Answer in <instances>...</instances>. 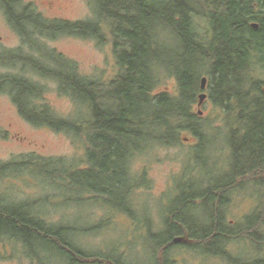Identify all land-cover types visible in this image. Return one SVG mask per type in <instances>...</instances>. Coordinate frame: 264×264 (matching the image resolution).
Masks as SVG:
<instances>
[{"label":"trees","instance_id":"16d2710c","mask_svg":"<svg viewBox=\"0 0 264 264\" xmlns=\"http://www.w3.org/2000/svg\"><path fill=\"white\" fill-rule=\"evenodd\" d=\"M0 8L22 44L43 51L34 56L20 47L0 53V64L19 65L21 70L0 72V92L11 96L30 124L84 137L87 144L85 166L63 158L14 159L0 162V179L24 178L23 174L29 172L44 185L67 190L63 197L66 205L98 200L131 216L132 193L139 185H147L145 177L132 169L135 156L148 147L138 146L139 140L173 145L183 131L192 129L201 142L197 150L203 148L204 136L197 129L200 116L193 105L202 91L201 77L207 72L210 99L227 113L238 111L242 134H234L230 140L232 160L222 183L208 182L195 191L193 185L178 187L173 204L163 213L165 232L151 231L150 249L156 264H169L168 251L181 244L205 255L230 257L228 244L241 239L243 227L231 231L226 225L227 195L239 186L233 185L239 178L249 174L263 175L255 182L264 187V89L260 83L242 78L252 64L264 67V0H95L96 18L78 21L50 20L24 0H0ZM165 32L176 41L168 56L160 51L158 43ZM61 35L101 43L110 37L116 75L108 81L86 76L75 63L38 42L42 37ZM27 72H33L36 78L27 76ZM162 74L176 78L179 92L175 97L156 93ZM37 78L55 82L60 94L72 98L80 109L78 118L59 116L46 102V88ZM236 84L239 89L233 92ZM242 94L245 103H235ZM246 183L241 181L242 186ZM0 194V237L19 242L27 253L36 257L31 251L33 245H46L58 248L65 264H128L111 252L84 251L66 238V233L76 232L77 227L41 217L30 200L13 203L4 192ZM116 195L122 198L117 203L112 200ZM207 206L213 217L211 223L184 216L189 209ZM255 224L260 226L249 237L261 253L243 263L234 259L233 264H264V209L250 221L246 219L245 227ZM178 237L191 242L178 244Z\"/></svg>","mask_w":264,"mask_h":264},{"label":"rangeland","instance_id":"374dc122","mask_svg":"<svg viewBox=\"0 0 264 264\" xmlns=\"http://www.w3.org/2000/svg\"><path fill=\"white\" fill-rule=\"evenodd\" d=\"M24 3L33 5L37 12L50 20L78 21L96 18L95 0H24ZM170 36L169 32H165L158 41L160 51L166 52L167 56L176 44ZM38 42L40 46L44 45L49 51L63 55L75 63L78 71L86 76L108 81L118 71L110 37L104 43L97 39L67 35L54 39L42 37ZM20 47L25 50V54L40 56L43 53L41 49L40 52L33 51L29 46L22 44L21 37L10 26L0 8V53ZM0 72L20 73L21 70L19 65L7 67L0 64ZM26 75L36 78L33 72H27ZM203 75L209 78V83V74L206 72ZM247 77L251 82L260 83L264 89V67L260 63L252 64L247 75H242L244 80ZM37 80L44 84L46 102L53 106L59 116L78 118V105L69 96L60 94L55 82L42 78ZM238 89L237 84L232 86L233 92ZM155 91L173 98L179 92L178 82L170 74H162ZM204 91L210 93L208 87ZM201 92L198 93L193 110L200 116L197 129L204 136L203 148L197 150L201 142L192 129L183 131L179 142L173 145L157 143L153 139L138 141V146L144 149L148 147L135 156L132 169L134 173L145 177L147 185H139L132 193L131 216L113 204L105 206L98 200L66 205L63 197L66 196L67 190H56L51 185H44L39 177L29 172L23 174L24 178L0 179V193L4 192V197L13 203L28 200L34 202V210L37 208L41 217L45 216L52 223L62 222L64 225L77 227L79 230L66 233V238L77 243L86 252H111V255L124 258L128 264H156L150 249L153 242L151 231L157 233L164 229L163 213L167 212L171 203L173 204L174 197L178 195V187L193 185L195 191L208 185V182H211V185L222 183L223 174L229 170L232 160L230 140L234 134L241 133L238 111L227 113L208 97L199 105ZM243 97L244 94L237 96L235 103H245ZM262 104L264 105V102ZM233 107L235 108V104ZM248 120L252 121L251 118ZM86 146L84 137L76 138L64 132L30 124L20 115L11 96L0 92V162L38 157L37 159L63 158L71 164H82L85 161ZM262 176L256 173L239 178L233 184L239 186L227 195L224 205L226 225L231 231L241 230L243 227L241 239L237 242L232 240L228 244L230 257L205 255L181 244L168 251L169 264H233L234 259L240 260V263L255 259L261 252L255 250L249 233L260 225L255 224L252 228H246L245 225L246 219L250 221L264 209V187L255 182ZM242 180L247 181L244 186L241 185ZM112 200L115 203L121 201V195H116ZM187 212L184 216L191 221H213L209 206L196 211L189 209ZM163 231L165 232V229ZM181 242L191 240L186 237L177 239L178 244ZM31 251L36 257L27 253L19 242L0 237V264L66 263L61 251L54 246L33 245ZM161 258V255L157 256V259Z\"/></svg>","mask_w":264,"mask_h":264},{"label":"water","instance_id":"95a60500","mask_svg":"<svg viewBox=\"0 0 264 264\" xmlns=\"http://www.w3.org/2000/svg\"><path fill=\"white\" fill-rule=\"evenodd\" d=\"M254 27H258L257 23H253ZM207 83H208V77L207 76H202L201 77V88L202 92L199 94V105H202L205 99L207 98L208 94L204 91L207 88Z\"/></svg>","mask_w":264,"mask_h":264},{"label":"flooded vegetation","instance_id":"af4514ba","mask_svg":"<svg viewBox=\"0 0 264 264\" xmlns=\"http://www.w3.org/2000/svg\"><path fill=\"white\" fill-rule=\"evenodd\" d=\"M207 97L210 99V94H209V93H208V96H207ZM208 98H207V99H208Z\"/></svg>","mask_w":264,"mask_h":264}]
</instances>
